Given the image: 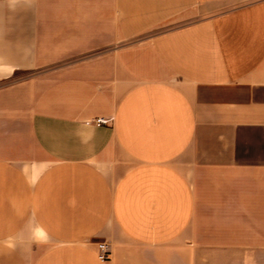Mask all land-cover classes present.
Instances as JSON below:
<instances>
[{"label":"crops","instance_id":"obj_1","mask_svg":"<svg viewBox=\"0 0 264 264\" xmlns=\"http://www.w3.org/2000/svg\"><path fill=\"white\" fill-rule=\"evenodd\" d=\"M0 264H264V0H0Z\"/></svg>","mask_w":264,"mask_h":264},{"label":"built area","instance_id":"obj_2","mask_svg":"<svg viewBox=\"0 0 264 264\" xmlns=\"http://www.w3.org/2000/svg\"><path fill=\"white\" fill-rule=\"evenodd\" d=\"M97 121L99 123H107L109 121V118L99 117L97 119ZM98 248H99V257L102 260H107V259L110 258V256H111V249H110L109 242H107V241H100V242H98Z\"/></svg>","mask_w":264,"mask_h":264}]
</instances>
